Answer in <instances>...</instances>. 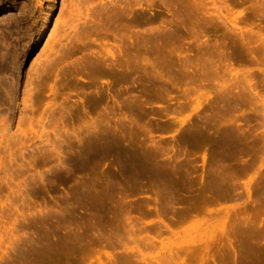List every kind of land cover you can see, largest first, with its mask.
I'll return each mask as SVG.
<instances>
[{
  "label": "rangeland",
  "instance_id": "obj_1",
  "mask_svg": "<svg viewBox=\"0 0 264 264\" xmlns=\"http://www.w3.org/2000/svg\"><path fill=\"white\" fill-rule=\"evenodd\" d=\"M21 1L0 0V264H56L77 232L102 234L87 264L124 247L127 264H216L230 241L264 243V0L250 26L224 0H154L165 31L125 30L116 0ZM118 204L137 226L100 225L111 245L88 216Z\"/></svg>",
  "mask_w": 264,
  "mask_h": 264
},
{
  "label": "bare ground",
  "instance_id": "obj_2",
  "mask_svg": "<svg viewBox=\"0 0 264 264\" xmlns=\"http://www.w3.org/2000/svg\"><path fill=\"white\" fill-rule=\"evenodd\" d=\"M62 1H64V0H62ZM112 1V0H111ZM115 1V0H114ZM113 1V2H114ZM117 2H118V5L120 6V9H118V12L116 11V15L117 16H119L120 17V19H122V21L123 20H133L132 22L133 23H129V22H127V23H124V24H122V28H124L125 30H130V31H138V30H141L139 27H138V25L139 26H144V25H147V24H149V23H152L153 22V17L151 16V14H152V11H151V9H152V5H153V1L154 0H123L121 3H119V1H121V0H116ZM22 2V1H21ZM27 2V1H26ZM79 2H83V0H69V3H70V5H71V8H72V6H74L75 7V10H77V11H79L80 10V8L78 9V7L79 6H77L76 4H79L80 5V3ZM116 2V3H117ZM123 2H126V3H123ZM22 3H24L25 4V0H24V2H22ZM112 3V2H111ZM113 4V3H112ZM124 4V5H123ZM27 5V4H26ZM26 5H24V6H26ZM76 5V6H75ZM107 6V5H106ZM137 6H138V8H137ZM73 7V8H74ZM215 7L219 10L220 8H221V6H217L216 4H215ZM77 8V9H76ZM109 8V7H108ZM216 9V10H217ZM222 10V9H221ZM228 10H231L232 11V9L231 8H228ZM115 14V13H114ZM240 14H242V12L240 13ZM51 16H52V11L51 12H49L47 15H46V17H45V20H43V22L40 24V26H39V29L38 30H36V31H38V38H40L41 37V35L43 34V32L46 30V28H47V23H48V21L51 19ZM223 16H225V15H223ZM217 17H219L220 19V21H222V23L225 25H227V23H226V21L225 20H223L222 18L223 17H220V16H217ZM226 17V19H227V16H225ZM224 17V18H225ZM239 17V16H238ZM236 16L234 17V20H233V23L231 24L233 27H234V29H236V30H239L240 32H241V34H242V36H243V39H244V33H249L250 34V37H251V35L253 34H255L256 36H259V37H261V35H263L261 32H256V31H254L253 29H252V27L251 28H247L246 27V29L244 28V31H246V32H244L243 31V29L242 28H240L239 26H238V24H237V20H236ZM229 20V19H228ZM126 22V21H125ZM165 22H167L166 20H163L162 21V24L161 25H159V26H157V28H156V26L155 27H151L150 28V30L152 31V30H158V31H165L166 29L167 30H170V23L168 24V22L165 24ZM170 22L172 23V21L170 20ZM122 23V22H121ZM138 27V28H137ZM264 27V26H263ZM127 28V29H126ZM153 28H156V29H153ZM123 30V29H122ZM143 31H147V29H142ZM200 30V29H199ZM262 31V30H261ZM196 32V31H195ZM234 32V31H233ZM244 32V33H243ZM36 35H37V33H35ZM195 35H197V34H195ZM43 37V36H42ZM37 38V39H38ZM251 38H253V37H251ZM262 38V37H261ZM263 38H264V35H263ZM250 39V38H249ZM40 40V39H39ZM263 41H264V39H262ZM250 42V41H249ZM247 43H248V41H247ZM261 43H262V41H261ZM264 43V42H263ZM249 46V45H248ZM250 47V46H249ZM251 51V50H250ZM231 65H232V63H231ZM232 68V67H231ZM235 69V68H234ZM247 69V68H246ZM251 69V68H250ZM250 69L248 70V71H250ZM251 72V71H250ZM253 79V78H252ZM250 81V80H249ZM130 160V159H129ZM134 162H136V161H134ZM125 163V162H124ZM131 165V164H130ZM155 168V167H154ZM178 169V168H177ZM181 169V168H180ZM173 170V169H172ZM171 170V171H172ZM174 173V172H173ZM126 174V173H125ZM137 174V173H136ZM176 174V173H175ZM105 175V174H104ZM171 175V174H170ZM174 175V174H173ZM121 176H123V175H121ZM136 177V179H138V180H142V179H140V177H141V174L140 173H138L137 175H135ZM177 176V175H176ZM181 176H184V175H181ZM132 177V176H131ZM134 177V176H133ZM132 177V178H133ZM174 177H175V175H174ZM125 179H122L123 181H128V177H124ZM127 178V179H126ZM142 178V177H141ZM170 178V177H169ZM105 179V178H104ZM165 179V178H164ZM175 179V178H174ZM184 179H186V178H184ZM133 180V179H132ZM135 180V179H134ZM144 180V179H143ZM172 179H170L169 181H171ZM253 180V179H252ZM251 180V181H252ZM262 180V179H261ZM116 181H117V183H118V185L120 184H122V181H121V179L119 180V179H117L116 178ZM137 181V180H136ZM185 181V180H184ZM130 182V181H129ZM142 182V181H141ZM141 182H140V184H141ZM167 182V181H166ZM187 182V181H186ZM138 183V182H137ZM136 182H135V184H137ZM139 184V183H138ZM158 184V183H157ZM171 184H173V183H171ZM105 185V184H104ZM134 185V184H133ZM136 186V185H135ZM106 187V186H105ZM108 187V186H107ZM111 187V186H110ZM122 187V186H121ZM250 187H252V186H250ZM120 188V187H119ZM138 190V189H137ZM158 190V189H157ZM120 191V190H119ZM131 191V190H130ZM165 191V190H164ZM104 193V192H103ZM108 193V192H107ZM170 193H171V191H170ZM118 194V193H117ZM121 195V194H120ZM124 195V194H123ZM158 195V194H157ZM249 197H250V193H249ZM162 198V197H161ZM119 198H117V200H118ZM106 200V199H105ZM123 200V199H122ZM109 201V200H108ZM113 201H114V199H113ZM122 202V201H121ZM120 203V202H119ZM122 204V203H121ZM121 204L119 205L120 207H119V211H121V215H120V213H116L115 212V210L113 209V210H111V209H109L110 211H108V212H110V213H108V214H105V216L107 215V217H108V220H105L104 222L101 220L99 223L97 222V220H95L94 221V218L96 217V215L98 214V213H96V212H93L90 216H88L89 217V219H88V226L89 227H94V226H96V224L98 225V227L100 228L103 224H108V225H118V224H120V227H122V225L124 226L123 228H125L126 227V229L128 228V227H130V231H132L131 233H134V230L136 231V229H135V227L137 226V224L135 223L134 224V220L132 219L131 220V218L130 217H125L124 218V216H126L127 214L126 213H128V211H125V210H123V208H122V206H121ZM125 205V204H124ZM112 207V206H111ZM133 207V206H132ZM110 208V207H109ZM124 208H126V206H124ZM148 208V207H147ZM129 210V209H128ZM138 210H141L140 208H138ZM118 211V212H119ZM125 211V212H124ZM99 215V214H98ZM148 216V215H147ZM100 220V219H99ZM242 221V220H241ZM247 221L249 222V223H247ZM246 221V223L247 224H250L252 221H251V219L249 220V218H248V220ZM251 221V222H250ZM85 222H86V220H85ZM141 222V221H140ZM123 223V224H122ZM236 223V222H235ZM253 223V222H252ZM78 224V223H77ZM101 225V226H100ZM114 225V226H115ZM116 225V226H117ZM139 225H140V223H139ZM104 226V225H103ZM106 226V225H105ZM105 226H104V228H105ZM115 226V228H117V229H115L116 230V232L118 231L119 232V228L120 227H116ZM128 226V227H127ZM97 227V228H98ZM98 228V229H99ZM102 229H103V227H101ZM142 228V227H141ZM125 229V230H126ZM147 229V228H146ZM254 230V229H253ZM101 231V230H100ZM104 231H106V230H104L103 229V233H104ZM129 231V230H128ZM130 231H129V233H130ZM117 232V233H118ZM247 232V231H246ZM80 233V234H79ZM77 232V234L76 233H74V235L72 236L71 235V239H73L72 241L70 240V242H63V243H61L60 244V249L63 251V254L61 253V256H59V258L57 257V259L55 260L56 261V264H62L63 262H62V258H63V260L65 259V261H64V264H85L86 263V260H87V258H90L89 256L91 255L92 256V253L94 254L95 253V251H97V245H98V243H100V241L103 239L102 238V234L100 235V233H99V235H97L96 233H91V235L89 234L88 235V233H84V232ZM102 233V232H101ZM106 233V232H105ZM104 233V234H105ZM120 233V232H119ZM130 233V234H131ZM145 233V232H144ZM136 234H137V232H136ZM106 235V237H105V239H107V240H110V239H112L110 236H109V233H106L105 234ZM104 235V236H105ZM107 235H108V237H107ZM100 236V237H99ZM103 236V237H104ZM121 235H119V236H117L118 237V239H117V243H121V245L124 247V246H126V243H124L123 241H122V237H120ZM128 236V235H127ZM87 237H88V240H87ZM126 237V236H125ZM247 237V236H246ZM86 238V240L87 241H85L86 242V244L84 243V239ZM136 238V237H135ZM145 239H147V238H145ZM140 240V239H139ZM246 240V239H245ZM143 241V239L141 240V242ZM135 242L137 243V238L135 239ZM150 242V241H149ZM139 243V242H138ZM153 243H154V241H153ZM153 243H151V244H153ZM58 244V243H57ZM110 244L111 245H114L115 244V242H114V240L112 239V241L110 242ZM145 244H146V242H145ZM150 244V245H151ZM102 245V244H101ZM149 245V243H147L146 244V246H148ZM56 246V245H55ZM152 246V245H151ZM58 247V246H57ZM137 247V246H136ZM226 248H227V246H226ZM228 248H229V251H230V249H231V251L228 253V255H230L229 257H228V259L227 260H225V259H223L222 258V261L220 262V263H218L216 260H215V258L213 257V259H214V261H215V263L216 264H248V263H250L249 261H250V255L251 254H261L259 251H261L262 253H263V251H264V243H260V242H258L257 240L256 241H254V240H251V241H246V242H242V243H238V244H236V243H234V242H232V241H230V245L228 246ZM227 248V249H228ZM136 249V248H135ZM125 252H123L124 253V255L122 256V257H119V258H117V259H119L118 260V262H117V260H115L114 261V264H127V263H130L131 262V260H130V258H129V254L127 255V253H126V251L128 250V248H126V247H124V249H123ZM133 250V249H132ZM226 251V250H225ZM228 251V250H227ZM54 252V251H53ZM130 252H132V251H130ZM137 252V251H136ZM220 252V251H219ZM55 253V252H54ZM78 253V254H77ZM58 254H59V252H58ZM257 254V255H258ZM131 255V254H130ZM44 256V255H43ZM258 256H261V255H258ZM133 257H135V255L133 256ZM138 257V256H137ZM203 258V257H202ZM131 259H132V255H131ZM88 261H89V259H88ZM130 261V262H129ZM205 258H203V259H201V261H199V262H201V264H205ZM136 262V261H135ZM210 262V261H209ZM47 263V262H46ZM101 263H103L102 261H101ZM206 263H207V261H206ZM260 263H261V259H260ZM87 264V263H86ZM135 264H137V262L135 263Z\"/></svg>",
  "mask_w": 264,
  "mask_h": 264
},
{
  "label": "flooded vegetation",
  "instance_id": "obj_3",
  "mask_svg": "<svg viewBox=\"0 0 264 264\" xmlns=\"http://www.w3.org/2000/svg\"><path fill=\"white\" fill-rule=\"evenodd\" d=\"M165 2L167 1H171V0H164ZM218 1V0H216ZM229 7L232 8V12L237 13V11L239 10H244V15L241 17L248 25L245 26H250L251 25V18L252 15H254V13L251 12V4L249 0H224ZM208 2H210V0H208ZM219 2V1H218ZM159 4V6L157 5L156 7H154L152 9V14L151 16L153 18H155V20H158V23L164 19V20H170L171 19V12L168 11L169 7L166 6L165 4ZM165 5V6H164ZM219 5V3H218ZM232 12H228V11H224V14H227L228 16H232ZM256 17V15H254ZM257 21L254 22L255 25L258 26V29L261 31H264V13L260 12L259 15L256 17ZM185 25L183 27L180 28V31H189V27ZM204 31H227L223 26H217V22H215L214 24L207 26L206 28H204ZM214 39H216V37H213Z\"/></svg>",
  "mask_w": 264,
  "mask_h": 264
}]
</instances>
